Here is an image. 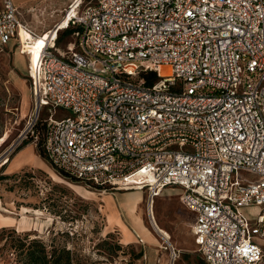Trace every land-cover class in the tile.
<instances>
[{
	"label": "built area",
	"instance_id": "built-area-1",
	"mask_svg": "<svg viewBox=\"0 0 264 264\" xmlns=\"http://www.w3.org/2000/svg\"><path fill=\"white\" fill-rule=\"evenodd\" d=\"M63 17L76 43L58 48L55 27L28 63L49 164L103 190L146 189L147 207L178 186L207 264H261L264 0H73ZM40 35L0 0V51L27 58Z\"/></svg>",
	"mask_w": 264,
	"mask_h": 264
},
{
	"label": "rangeland",
	"instance_id": "rangeland-1",
	"mask_svg": "<svg viewBox=\"0 0 264 264\" xmlns=\"http://www.w3.org/2000/svg\"><path fill=\"white\" fill-rule=\"evenodd\" d=\"M48 1L53 0H34L28 6H19L22 19L39 34L52 28L67 8H45ZM64 27L57 31L58 48L76 43L77 29ZM39 46L38 40L24 46L27 58L12 44L0 51V217L8 222L12 219V223L0 224V264H25V243L32 238L44 243L50 264L59 255L66 257L61 250L69 251L70 264H207L194 243L190 230L193 217L180 202L178 186L163 188L162 195L153 203L156 221L171 236L169 243L150 223L146 189L103 190L66 176L49 164L42 146L43 121L49 111L45 108L37 113L33 109L28 79V63ZM163 74L167 72L164 70ZM67 114L68 111L58 109L55 116ZM33 121L36 124L30 128ZM26 145L33 148L37 161L8 173L6 165L16 160ZM136 190H142L136 214L159 244L146 242L145 234L138 230L137 240L127 243V235L116 221L118 218L122 224L123 220L132 224L127 214L121 212L119 201L129 204L136 198ZM255 208L242 211L254 219ZM132 227L126 228L133 231ZM21 243L25 244L23 248H19ZM171 248L176 252L174 259Z\"/></svg>",
	"mask_w": 264,
	"mask_h": 264
},
{
	"label": "crops",
	"instance_id": "crops-1",
	"mask_svg": "<svg viewBox=\"0 0 264 264\" xmlns=\"http://www.w3.org/2000/svg\"><path fill=\"white\" fill-rule=\"evenodd\" d=\"M34 0H13V2L15 3V5H17L18 7L21 5V6H28V5H30V4H32V2H33ZM73 0H53V1H48V2H46V3H44L45 4V8H47V7H52V6H56L59 10L61 9V8H63V7H65V6H68L71 2H72ZM62 20V18L56 23V25L55 26H53V28H55L57 25H59V23H60V21ZM63 26H65V25H63ZM63 26H60V27H63ZM59 27V28H60ZM52 28V29H53ZM58 28V29H59ZM49 29V28H48ZM47 29V30H48ZM51 29V30H52ZM47 30H44L43 32H41V34H48L47 33ZM50 30V31H51ZM58 31V30H57ZM33 43H35V42H33ZM39 54V49H38V51H37V53L35 54V56L32 58V59H34L37 55ZM31 59V60H32ZM37 161V159H36V154H35V152L33 151V148L31 147V146H29V145H26V146H23V148H22V150H21V153L18 155V157H17V159L16 160H14L11 164H7L6 165V168L8 169V173H12V172H16V171H18V170H20L23 166H25V165H31V164H33L34 163V161ZM143 190V189H142ZM135 192V194L138 192V190H136V191H134ZM163 192V191H162ZM162 192L159 194V195H162ZM158 195V196H159ZM140 200L139 199H134V200H132V202H130L129 204L127 203L128 201H125L124 203H126V205L122 202V201H119V208H120V210H121V212L122 211H124L126 214H127V216H128V218H129V220H130V222L132 223V224H130L129 222H127V221H125V220H123L122 222H123V224L126 226V227H129V226H131L132 227V225L133 226H135L134 227V229H133V227H132V229H133V231H131V230H127V228L120 222V220L118 219V218H116V221H117V223H119L121 226H122V228L124 229V231H125V236H126V242L127 243H132V242H135L136 240H137V238H136V235L137 236H139V233L137 232V230L139 231V229H138V227H137V225L134 223V220H132V218H131V211H132V205H134V210H133V212H135L136 213V210H137V206H138V202H139ZM131 208V209H130ZM130 211V212H129ZM189 211V210H188ZM190 213H191V215H192V217H193V213L191 212V211H189ZM193 220V219H192ZM4 222H8V220H5ZM4 222H2V223H4ZM10 222L12 223V219L10 220ZM10 222H8V223H10ZM1 223V221H0V224H2ZM126 229H125V228ZM136 228V229H135ZM165 230V229H164ZM129 232V233H128ZM140 232V231H139ZM165 232L169 235V237H171L170 236V234L165 230ZM135 233V234H134ZM141 233V232H140ZM129 234V235H128ZM142 234V233H141ZM129 236V237H128ZM143 236V235H142ZM152 237H154V235H152L151 233H148V235H146V236H143V239H145V241L146 242H148V243H153L154 242V239H155V237H154V239H152ZM142 241V240H141ZM159 242V241H158Z\"/></svg>",
	"mask_w": 264,
	"mask_h": 264
},
{
	"label": "bare ground",
	"instance_id": "bare-ground-1",
	"mask_svg": "<svg viewBox=\"0 0 264 264\" xmlns=\"http://www.w3.org/2000/svg\"><path fill=\"white\" fill-rule=\"evenodd\" d=\"M63 25H67V19H66V17H63L62 18V20L60 21V23H59V25H57L56 27H57V29L60 27V26H63ZM55 31H54V28L48 33V34H45V36H50V35H52V33H54ZM57 33V32H56ZM24 35H26L25 33H22V36H24ZM42 35H44V34H41L40 36H39V38H37V40H38V42H40V46H39V54L41 53L40 51H41V49H40V47L42 46V43H44V38H45V36H42ZM39 54L34 58V59H32L31 60V62H33L38 56H39ZM164 71V70H163ZM4 155V154H3ZM138 178V177H137ZM162 192V191H161ZM160 192V193H161ZM159 193V194H160ZM141 197H142V190L141 191H138L137 193H136V198L135 199H139L140 201L142 200L141 199ZM132 211L130 212L131 213V218H132V220H134V222L137 224V226H138V229H139V231H142L144 234H145V236L146 235H148V233H151L150 232V230L144 225V223H143V221H142V219L135 213V212H133V210H134V205H132ZM131 209V208H130ZM147 211L149 212V213H151L152 214V216H153V223H152V226H153V229L161 236V238L163 239V240H165V241H167V242H169V240L171 239V237H169V235L165 232V230L158 224V222L156 221V218H155V216H154V210H153V205L151 206L150 204L148 205V207H147ZM6 218L5 217H3V216H1L0 217V220H1V223L2 222H4V220H5ZM7 220V219H6ZM125 228V227H124ZM126 229V228H125ZM155 237V236H154ZM154 237H152V239H154ZM154 241L156 242V243H158L159 244V242H158V240L156 239V237H155V239H154ZM171 241V240H170ZM170 243V242H169ZM170 264H172V263H170Z\"/></svg>",
	"mask_w": 264,
	"mask_h": 264
},
{
	"label": "trees",
	"instance_id": "trees-1",
	"mask_svg": "<svg viewBox=\"0 0 264 264\" xmlns=\"http://www.w3.org/2000/svg\"><path fill=\"white\" fill-rule=\"evenodd\" d=\"M148 77H153V73H149ZM25 244L27 245L26 254H25L26 256L25 264H50V260L47 259L45 245L40 239L32 238V239L26 240ZM25 244L21 243L19 245V248H23ZM60 252H62L61 254L64 253L66 257L62 258L59 255L53 258V260H51L52 264H70L69 251L61 250Z\"/></svg>",
	"mask_w": 264,
	"mask_h": 264
}]
</instances>
